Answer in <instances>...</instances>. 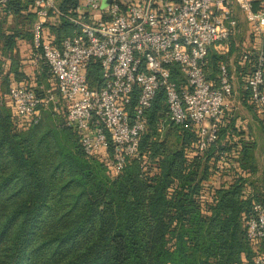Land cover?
Segmentation results:
<instances>
[{"label": "trees", "instance_id": "trees-1", "mask_svg": "<svg viewBox=\"0 0 264 264\" xmlns=\"http://www.w3.org/2000/svg\"><path fill=\"white\" fill-rule=\"evenodd\" d=\"M79 2L60 0V23L50 28L55 44L74 35ZM8 10L16 24L37 20L26 0L10 1ZM254 10H264V0H256ZM8 16L0 15V56L14 52L0 83V264L251 262L256 252L246 220L255 202L264 203V167L243 121L229 112L217 142L201 151L198 129L166 115L161 90L146 112L138 156L117 173L112 149L86 154L77 130L52 105L40 106L27 122L5 98L11 74L15 84L28 82L40 98L49 87L42 82L49 78L47 66L38 74L24 67L33 31L15 25L5 30ZM22 40L31 47L21 50ZM226 58L210 49L204 69L211 83L218 84ZM99 75V64L92 63L90 78Z\"/></svg>", "mask_w": 264, "mask_h": 264}, {"label": "built area", "instance_id": "built-area-1", "mask_svg": "<svg viewBox=\"0 0 264 264\" xmlns=\"http://www.w3.org/2000/svg\"><path fill=\"white\" fill-rule=\"evenodd\" d=\"M10 1L0 0V15L12 18ZM26 1L43 33L29 62L47 66L49 87L40 98L28 82L13 84L10 100L27 122L40 114V106L52 105L56 112L63 106L65 124L77 130L86 154L99 156L112 149L117 173L138 156L146 112L161 90L166 115L184 128L198 129L199 150L217 142L223 118L235 113L237 90L226 62L217 85L208 80L204 66L210 49L220 55L229 50L222 45L238 32L236 5L261 42L249 52L254 67L245 91L264 119V10H254L256 0H79L74 35L60 44L50 36V28L60 23V0ZM92 63L100 66L94 82ZM246 224L256 254L244 264H264V203H254Z\"/></svg>", "mask_w": 264, "mask_h": 264}, {"label": "rangeland", "instance_id": "rangeland-1", "mask_svg": "<svg viewBox=\"0 0 264 264\" xmlns=\"http://www.w3.org/2000/svg\"><path fill=\"white\" fill-rule=\"evenodd\" d=\"M104 4H106V1L105 0H104ZM55 20H56L55 18H51L49 21L50 22H54ZM37 22L30 23V24H22V23H17L16 24V22L14 21V19L11 18V19H7V23L4 25V28H5V30H7L8 28H10V26L15 25V29L22 30V31H24L26 33L28 31L29 32L30 31H33V33H34V39H35V41L37 43L39 41L38 34L40 33V31H39V26L40 25L35 24ZM243 23L241 24V26L243 27V29L250 27L249 24H248V21L243 22ZM10 30H14V29H11L10 28ZM38 31H39V33H38ZM8 32H10V31H8ZM245 36L246 35H241V36L234 35L229 40L228 44H223L222 45V49H225L226 47H229V50L224 54V56L227 57L226 58V62L228 64L229 68H232L231 63H235V60H237V58L242 55V48L244 47V44L245 43H246V45L252 44L251 46H253V44H255V46L257 45V47L260 46V44H261L260 40H257L258 41L257 43H253L252 42V39L247 40V38H245ZM19 43L22 46V48H23L24 44H26V43L28 44V42L26 40H22ZM232 48H233V50H232ZM22 50H25V49H22ZM231 50H232V52H231ZM1 54H2V56H0L1 57L0 58V77L3 78L2 77V74H3L4 70H7L8 69V66H9L8 65L9 63L7 62L9 60L8 58L13 57L14 56V52H7V51L4 52L3 51ZM24 54L25 53L22 52V55H24ZM32 68H35V66L33 65V66H30L29 67V69H32ZM218 76H219V72H218ZM1 78H0V83H1ZM48 79L49 78L44 77V78H42V82L47 83ZM7 95L5 96V98H7ZM65 110L66 109L63 108V106H62V108H60L59 112H57V114L59 115V119L60 120L62 118L65 119V114H66V111ZM234 110H235L234 111L235 114H237L236 115L237 117H240L243 120H245V119L248 120V123H246V124L249 126V130H250V132L252 133V136H253L251 140H253L255 138V140L258 142L259 149L257 150V154H258L259 158L262 157V152L264 151V149H263L264 148V127H260L261 125H259L258 122H256V121L249 120V118H251L252 116L257 117L255 115V113H256L257 110L254 111L255 113L253 112V110L252 111L249 110V112L246 113L245 112V110H246L245 108L239 109V107L238 108L237 107H234ZM48 113H50V112H48ZM257 119H258V117H257ZM259 127H260V129H259ZM174 139H175V137H172V138L170 137V141H173ZM111 161H112V158H111ZM261 161H262V159H261ZM254 248L256 249L255 246H254Z\"/></svg>", "mask_w": 264, "mask_h": 264}, {"label": "crops", "instance_id": "crops-1", "mask_svg": "<svg viewBox=\"0 0 264 264\" xmlns=\"http://www.w3.org/2000/svg\"><path fill=\"white\" fill-rule=\"evenodd\" d=\"M235 14H236L237 19L239 20V29H238V32L236 35H239V36L246 35L245 38H247V40L252 39L253 43H257L258 42L257 40H259V39L253 34L251 28L248 27V28L243 29V27L241 26V24L243 22H246L247 20L245 18L243 11L237 5L235 6ZM251 45L252 44H250V45L249 44L246 45V43L244 44V47L242 48V55L240 57H238L237 60H235V63H231L232 68H230L231 72L234 75V82H235V86H236V90H237V94H236L235 99H234L235 107H237V108L239 107V109L245 108L246 113L249 112V110H251V111L253 110V112L256 111L255 106H253L249 102L248 94L245 92L246 78L250 73L249 72L250 66L252 64V58L249 55V52L254 51V49L257 48V45L256 46H255V44H253V46H251ZM29 46H30V44L26 43V44H24L23 48L21 47V50L27 49ZM7 62L9 63L8 64L9 65L8 69H9L11 62L9 60ZM30 66H33V65L28 61V63L25 64L24 67L29 68ZM8 69L5 70V72H8ZM40 69H41V67H35V68H32L31 70L35 74L36 73L38 74V73H40ZM10 76H11L10 79L12 80V85L15 83H18L15 81L14 78H12V76H13L12 74ZM7 98L10 99L9 94L7 95ZM255 115L258 117V119H257V117L252 116L253 118L251 117V118H249V120L256 121V122H258L259 125H261L260 127H264V119L262 118V115L259 114L258 110L256 111ZM238 118H240V117H238ZM240 119L243 121L244 125L249 129V126L246 124V123H248V120L247 119L243 120L242 118H240ZM260 127H259V129H260ZM253 140L256 141L255 138ZM257 144H258V142H257ZM257 146H258L257 148L259 149V144ZM257 157H258L260 166H262V168H263L264 167V151L262 152V157L259 158L258 154H257ZM261 159H262V161H261ZM247 172L244 174L245 178L249 177V175H250V173H247Z\"/></svg>", "mask_w": 264, "mask_h": 264}, {"label": "water", "instance_id": "water-1", "mask_svg": "<svg viewBox=\"0 0 264 264\" xmlns=\"http://www.w3.org/2000/svg\"><path fill=\"white\" fill-rule=\"evenodd\" d=\"M106 1V3L109 1V0H105Z\"/></svg>", "mask_w": 264, "mask_h": 264}]
</instances>
